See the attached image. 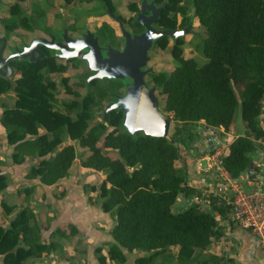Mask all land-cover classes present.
Segmentation results:
<instances>
[{
	"label": "trees",
	"instance_id": "obj_1",
	"mask_svg": "<svg viewBox=\"0 0 264 264\" xmlns=\"http://www.w3.org/2000/svg\"><path fill=\"white\" fill-rule=\"evenodd\" d=\"M24 1L7 3L9 13L15 17L0 21L7 32L30 30L31 23L42 17L43 12L35 10L39 13L30 21L23 10ZM78 1L65 0L67 4ZM86 1L104 2L112 11L108 0ZM178 1L173 0L174 5ZM191 5L202 32L199 48L206 61L198 65L194 58L182 57L175 50L178 65L167 73L152 75L161 88L163 111L174 121L169 137L132 136L122 127V113L115 110L109 112L106 123L90 124L91 106L108 96L99 79H93L91 90L80 96L63 75V90L72 98L63 100L62 105L74 111V116L54 107L56 87L50 77L53 73L64 74L67 69L54 57L35 63L12 61L10 66L19 74L11 79L0 77V94L12 91L15 96L13 106L6 107L1 117L7 142L14 146L11 158L20 164L32 153L38 157L26 176L38 177L46 185L66 177L76 158L70 140L86 149L81 166L103 174L101 182L91 185L90 191L98 192L102 210L111 213L115 223L110 231L114 242L107 243V253L103 254L101 247L94 250L100 264L112 260L128 264L123 249L144 252L134 264H155L156 259L175 264H237L207 251L219 230L215 214L224 218L227 211L223 197L212 193L202 196L201 189L189 185L186 173L175 163L180 158V146L189 147L197 138L193 123L203 121L225 130L230 127L238 104L236 85L241 88L240 115L247 131L231 141L221 164L231 177L250 167L249 153L256 149L258 139L264 141L259 118L264 104V0H191ZM96 33L101 41H118L108 24ZM115 84L111 81L109 89ZM62 132L68 140L61 138ZM6 179V173L0 171V193L6 188ZM24 190L28 199L33 185ZM181 193L190 199L203 198L212 210L197 201L174 211ZM0 206L1 264H25L31 257L56 249L54 241L42 238L48 224L31 223L35 213L29 206L15 212V205L0 201ZM8 215L4 224L1 218ZM74 233L71 226L69 234ZM50 234L63 232L56 228Z\"/></svg>",
	"mask_w": 264,
	"mask_h": 264
},
{
	"label": "crops",
	"instance_id": "obj_2",
	"mask_svg": "<svg viewBox=\"0 0 264 264\" xmlns=\"http://www.w3.org/2000/svg\"><path fill=\"white\" fill-rule=\"evenodd\" d=\"M259 118L260 125L264 128V105ZM196 123L200 124L195 129L197 138L189 147L180 146V158L176 161L175 165L186 173L189 185L195 186L196 189H202V185L198 182L199 176L195 173L192 165L195 154H201L210 150L213 147L214 138L220 143L225 144V153L227 154L231 141L237 136L245 135L247 127L241 119V123L245 125V132L239 133L237 130H241V128H238L237 123H234V117L227 130L223 127L208 126L203 121ZM1 126L3 127L2 124ZM0 142L1 144L4 143L5 146H9L12 150L13 145L7 142L2 128H0ZM256 142L257 147L249 153L250 158L256 157L257 151L262 148L260 144H264V141L261 139ZM24 161L31 162L30 159H25ZM78 162L79 167L74 171L75 173L72 171L71 165L68 175L52 185L42 183L38 177L26 176L24 170H22V174L19 173V178L23 180L24 186L33 185L30 197L33 196L35 190L40 191L38 195L40 202L37 204V207L40 210L39 214H41V217H38L37 210L30 203L32 199L30 201L27 199L24 206L29 205L37 218L48 224V229L42 232V238L45 241H54L57 245L55 250L44 252L40 256L31 257L25 264H100L94 251L95 248L101 247L102 253L106 254L108 249L107 243L114 242L110 231L115 223V218L111 213L102 210L101 198L98 197V192L90 191L91 185L97 186L96 183L90 180L91 175H100L101 182L103 174L99 171L83 167L80 161ZM21 164L14 163L13 165L18 167ZM27 166L29 168L31 164ZM208 181L211 180L208 179ZM214 187L215 185L208 186L210 190H214ZM179 195H181L180 201L178 204L174 203L173 209L175 207L178 210L184 209L189 205L190 198L185 197L182 193ZM90 197H92V201H90ZM215 217L219 230L218 234L212 238L211 244L207 249L209 254L230 258L237 264H264V250L261 248L256 235L247 229L227 224L219 214L215 215ZM71 226L75 229L73 235L69 234ZM56 228H60L63 234H50ZM176 251L177 247L172 250V253L175 254ZM123 252L128 264H134L135 258L144 254L142 251L128 252L124 249ZM109 264L120 263L112 260ZM155 264L175 263L171 261H164L162 263L160 259H156Z\"/></svg>",
	"mask_w": 264,
	"mask_h": 264
},
{
	"label": "rangeland",
	"instance_id": "obj_3",
	"mask_svg": "<svg viewBox=\"0 0 264 264\" xmlns=\"http://www.w3.org/2000/svg\"><path fill=\"white\" fill-rule=\"evenodd\" d=\"M14 1L15 0H1L0 21L4 19L15 20L14 15L9 13L7 7V3L10 2L13 3ZM183 1L188 8V12L190 14L193 13L191 0H183ZM108 2L111 5L112 11L116 15L121 16L123 20L132 14V11L128 6L130 0H108ZM22 5H23V10L27 14V17L30 18V21L34 20L33 19L34 17H37L35 15L36 13H39V11L40 12L42 11L43 15L42 17L36 19L35 22L31 23L32 26L30 30L27 29L25 30L20 28L17 31L7 32V30L3 27L2 23L0 22V36H4L7 38V47L5 49L4 56H6L10 52L9 47L13 45L21 46L22 43H28L32 38L41 36L42 29L45 28L53 32H56L61 29L62 25H66L69 28H71V31L74 35H79L81 32H84L85 30H91L94 32H97L98 30L100 31L102 27L108 24L111 27H113L114 32L116 34V41L118 40L115 43V45L122 44V37L120 34L119 27L117 23L113 21L111 17H109V15L106 13L105 11L106 4L104 2L80 0L72 4H67L65 0H25L24 2H22ZM35 10H39V11L35 12ZM132 21H133V16L129 20H127L129 24H131ZM194 23H195L194 24L195 34H192L187 38V41L183 46L181 56L192 57L195 59L198 65H201L206 61V58L204 57V55L201 52V49L199 48V43L202 39V32L195 18H194ZM125 27L128 28L127 24H125ZM55 61L57 64L64 65V61H62V59L55 58ZM73 63L68 64V68L66 69L64 74L53 73L50 77L51 78L50 80L53 81L56 87L55 99L52 101L54 107L60 108L62 111L70 113L72 116H74V111L73 112L67 111L62 105V101L63 100L68 101L69 99L72 98V95L66 94L65 91L63 90L64 88L60 80L61 77L63 75L67 76L68 84L71 85L72 90L77 91L80 96L88 93L91 90V86L87 87L85 82L87 74H89V71L85 69L86 63L84 61L79 62L77 60ZM150 63H154L152 67L157 73L158 72L167 73L171 71L175 66H177L179 61L174 56H171L169 52H165L160 56L158 55L157 52H152V60L150 61ZM11 68H12V75L10 76V79L16 77L19 74V71L14 70L13 67ZM147 81L149 84H153V82L150 79H148ZM102 84L104 88L108 87L109 85L107 80H103ZM160 89L161 88L158 85L157 86L158 97L160 96ZM234 90L236 92L238 99V104L236 105L235 113H234V123H237L238 128H241V130L238 129L237 131L239 133H244L245 125L241 123V115H240V102L242 99L241 88L235 85ZM112 100H113L112 97L106 96L103 100L93 105V107L91 106L93 115L92 118L90 119V124L101 121L100 120L101 111L104 109L105 105ZM14 102H15V96L12 93V91H9L4 94H0V128H2L4 136L6 135L5 134L6 130H4V128L1 126L2 113L6 107H12ZM159 107L161 110H163V104L161 101L159 103ZM198 125L200 124L193 123L192 129L195 130ZM107 128H109V126ZM173 130H174V121L172 123L169 136L173 133ZM48 135L49 137L53 136L52 133ZM102 136L103 135H101L100 138ZM61 138L64 140H68L65 132L61 133ZM70 141L71 143H73L76 149V158L72 164V171L74 172L76 171V169H78L79 167L78 161L81 160L82 156L86 152V149L80 148L75 142V140H70ZM260 145H262L263 147V144ZM12 151L13 148L11 150L9 146H5L4 143L1 144L0 142V171L6 173L7 175V179H6L7 185L6 188L0 193V201H4L8 205H12V206L15 205L16 208H13V212H15V210H17L18 207L24 206V203L27 200L24 190L26 186L23 185L22 183L23 180L19 178V173L22 174V170L26 172L28 170L27 165L36 164L38 161V157L36 156L33 157L32 155H34V153H32V155H28L27 157V159H30L31 162L23 161L22 162L23 164L20 163L21 165L16 167L13 165L14 161L11 158ZM202 165L205 166L206 163L203 161ZM211 178L213 177H210L208 179L212 181ZM100 179H101L100 175L98 176L91 175L90 178V180H92L93 183H96L97 185L100 183ZM218 183L219 182H215V184ZM39 194L40 191L35 190L33 192V196H31L32 198L31 197L28 198V201L32 199L30 203L37 210L36 212L37 214L40 213V210L37 207V204L40 202L38 196ZM180 198L181 195H179L175 201L177 204L179 203ZM200 205L202 206V204ZM0 210H2L1 206H0ZM177 210L178 208L175 207L174 211ZM8 217H10V215L2 217L1 221L4 224H6ZM38 217H41V214H39ZM39 221H41L40 218L38 219L35 214V218L31 220V223L35 224L37 222L40 224ZM45 234H47V232H45ZM0 264H1V257H0Z\"/></svg>",
	"mask_w": 264,
	"mask_h": 264
},
{
	"label": "water",
	"instance_id": "obj_4",
	"mask_svg": "<svg viewBox=\"0 0 264 264\" xmlns=\"http://www.w3.org/2000/svg\"><path fill=\"white\" fill-rule=\"evenodd\" d=\"M146 6L145 0H142L141 9ZM105 11L119 25L124 39L122 49L114 47L109 40L101 45L98 35L91 30H86L80 37H70L64 31V42L55 43L53 40L48 42L42 38H33L30 45L25 44L23 48L14 45L13 51L4 56L7 40L0 36V77L10 78L12 61L20 59L32 63L43 59L44 52L39 48L42 43L56 50L55 56L64 58L66 62L75 57L85 60L88 68L94 72L86 79L87 85L94 78L118 79L124 83L125 92L121 95L114 94L115 99L101 111V122L106 123L109 112L116 110L122 113V127L130 135L168 137L173 120L159 107L156 85L149 86L145 80V76L153 72L151 67H146L148 51L159 36L170 35L175 38L177 34H183V31L158 30L152 27L151 20L140 13L137 21L145 30L138 34L131 33L108 7Z\"/></svg>",
	"mask_w": 264,
	"mask_h": 264
},
{
	"label": "built area",
	"instance_id": "obj_5",
	"mask_svg": "<svg viewBox=\"0 0 264 264\" xmlns=\"http://www.w3.org/2000/svg\"><path fill=\"white\" fill-rule=\"evenodd\" d=\"M212 145L210 150L195 154L192 162L202 185V196L206 193L222 196L227 206L225 222L252 232L264 250V144L257 151V156L251 158L250 167L237 177H231L221 164L222 157L226 155L225 144L214 138ZM210 177H213L212 181H208ZM210 185H215L214 190L208 188ZM197 201L203 208L212 210V206L201 197L194 196L189 205Z\"/></svg>",
	"mask_w": 264,
	"mask_h": 264
},
{
	"label": "flooded vegetation",
	"instance_id": "obj_6",
	"mask_svg": "<svg viewBox=\"0 0 264 264\" xmlns=\"http://www.w3.org/2000/svg\"><path fill=\"white\" fill-rule=\"evenodd\" d=\"M145 4L147 6L144 7L143 9H141L142 0H130V3L128 6H129L130 10L132 11V14L129 17L125 18L124 20L121 16L117 15L122 20V22L124 23V26H125V24H127L128 28H126V29H128L131 33L138 34V33H141L145 30V27L137 21L138 14H140V13L143 15V17H146L147 19L151 20L152 27H154L158 30L177 31V32L183 31V34H177L175 38L170 36V35L159 36L157 39H155L153 41V44H152L150 50L148 51L149 60H148V64L146 67H151L153 72L148 73L145 76V80L149 86L156 85V88H157L158 84L155 83L153 81V78H152V75L157 73L152 67V65L154 63H150V61L152 60V52H157L159 56L164 54L165 52H169L171 54V56H173V52L175 50H179L180 54H181L182 50H183V46L187 41V38L189 36H191L192 34H195V32H194V24H195L194 23V12L191 14L188 12V8H187V6L183 0H179L175 5L173 3V0H145ZM132 16H133V21L131 24H129L127 22V20H129ZM148 17H150V18H148ZM146 18H144V19H146ZM112 20L115 21L114 19H112ZM117 25H118V23H117ZM118 27H119V25H118ZM64 31H66V34L70 37H80L86 30L84 32H81L79 35H74L71 31V28H69L66 25H62L61 29L59 31H56V32H53L51 30L44 28L41 30V32H42L41 36H37L34 38H42L48 42L53 40V42H55V43L56 42H64V38H63V32ZM120 34H121V32H120ZM52 36H54L53 39H52ZM98 37H99V35H98ZM32 39L30 40V42L22 43V45L18 46V47L23 48V46L25 44L30 45ZM6 40H7V38H6ZM107 40H109V39H107ZM107 40H105V41H107ZM105 41H101L100 37H99V43L101 45H103ZM111 44L116 48L122 49V47L124 46V39L122 38V44L121 45H115L113 43H111ZM13 46L9 47L10 52L7 55H9L13 51ZM39 48L44 52V58L40 59L38 61L44 60V59L49 58V57L62 59V58H58L55 56L56 50L51 49L42 43L39 44ZM75 60H77L79 62L84 61L86 63V61L82 60L80 57L70 58L67 62L64 58L62 59V61H64V65L67 68H68V64L75 62ZM25 61H27V60H25ZM38 61H36V62H38ZM32 63H35V62H32ZM85 69H87L89 71V74H87V77H86V79H87L94 72L88 68L87 63H86ZM94 79H98V78H94ZM148 79H150L153 82V84H149L147 81ZM99 80H101V81L107 80L108 84H110L111 81L116 82L113 89H109V85H108V87L105 88L108 90V92H107L108 96L112 97L113 100L115 99L114 94H120L121 95L125 92V86L121 80L108 79V78L99 79ZM86 86L87 87L90 86V83H89V85H87V83H86Z\"/></svg>",
	"mask_w": 264,
	"mask_h": 264
}]
</instances>
